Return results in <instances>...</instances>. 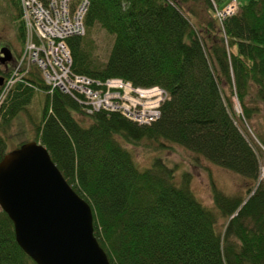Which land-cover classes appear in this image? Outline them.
Masks as SVG:
<instances>
[{
  "label": "trees",
  "instance_id": "1",
  "mask_svg": "<svg viewBox=\"0 0 264 264\" xmlns=\"http://www.w3.org/2000/svg\"><path fill=\"white\" fill-rule=\"evenodd\" d=\"M12 1L24 42L21 5ZM224 2L90 0L86 35L67 40L76 74L168 93L161 117L149 125L120 113L89 115L72 97L46 93L34 140L90 204L95 236L111 264H264L261 163L234 112L235 98L241 121L251 123L264 104V0H248L221 23L215 6ZM100 30L114 39L102 67L87 49L88 37ZM27 82L13 88L0 111V161L14 119L36 91H48L37 70ZM256 136L264 147V135ZM126 145L161 153L184 147L196 163L205 158L242 176L244 188L230 195L212 179L209 208L193 193L189 174L179 181L162 157L142 169ZM0 264H36L1 207Z\"/></svg>",
  "mask_w": 264,
  "mask_h": 264
},
{
  "label": "water",
  "instance_id": "2",
  "mask_svg": "<svg viewBox=\"0 0 264 264\" xmlns=\"http://www.w3.org/2000/svg\"><path fill=\"white\" fill-rule=\"evenodd\" d=\"M0 53L1 63L11 61L9 48ZM0 207L36 264H111L95 236L90 204L68 184L42 144L25 143L0 161Z\"/></svg>",
  "mask_w": 264,
  "mask_h": 264
},
{
  "label": "built area",
  "instance_id": "3",
  "mask_svg": "<svg viewBox=\"0 0 264 264\" xmlns=\"http://www.w3.org/2000/svg\"><path fill=\"white\" fill-rule=\"evenodd\" d=\"M25 30L22 54L0 87V111L18 83H26L31 73L41 74L48 93L60 91L72 97L87 114L120 113L139 125H149L161 117L168 93L159 86L136 87L120 78L92 79L73 71V57L67 40L86 34L90 0H19ZM217 10V9H216ZM223 20L237 12L232 4L217 10Z\"/></svg>",
  "mask_w": 264,
  "mask_h": 264
},
{
  "label": "rangeland",
  "instance_id": "4",
  "mask_svg": "<svg viewBox=\"0 0 264 264\" xmlns=\"http://www.w3.org/2000/svg\"><path fill=\"white\" fill-rule=\"evenodd\" d=\"M247 2L248 0H225L223 7H220L222 6L221 4L220 6H215V9L224 11L232 4L235 8L237 7L238 11L239 7L247 4ZM20 23V11L17 5L12 0H0V36L3 37V39H0V51L5 41L10 42V49L15 60L24 46L18 31ZM88 41L87 49L91 53L94 63L100 67L104 66L113 47V37L100 30L89 36ZM46 93L47 91L41 89L36 91L26 110L14 119L7 137L9 142L8 153L17 149V146L22 142L35 141L36 127L42 120L43 109L46 104ZM234 112L237 115L236 123L238 127L243 132H246L248 140L259 156L261 175L258 182H264V147L259 143L256 136L258 134L264 135V104L261 107V112L254 117L251 123L246 124L241 121L242 109L235 98ZM77 117L82 119V116L77 115ZM250 124L254 130L250 127ZM126 146L133 151L136 162L142 169L150 167L156 157H162L170 167L175 168L179 181H181L182 175L189 174L193 193L197 199L209 208H213L211 207L213 206L212 179L225 193L230 195H234L244 188V178L242 176L217 166L205 158L200 159L199 163H196L194 160L196 156L184 147L176 146L173 147L174 149L161 153L148 150L144 146Z\"/></svg>",
  "mask_w": 264,
  "mask_h": 264
},
{
  "label": "flooded vegetation",
  "instance_id": "5",
  "mask_svg": "<svg viewBox=\"0 0 264 264\" xmlns=\"http://www.w3.org/2000/svg\"><path fill=\"white\" fill-rule=\"evenodd\" d=\"M0 39H3V37L0 36ZM3 48H9L10 49L11 48L10 42L5 41V43L3 44ZM0 57H1V55H0ZM14 60L15 59H14V56H13L12 59H11V61L6 62L5 64H3V63L0 62V79H3L4 80V78H5L4 76L5 75L2 72H4V70L7 71L9 69V67H11V65L13 64Z\"/></svg>",
  "mask_w": 264,
  "mask_h": 264
}]
</instances>
